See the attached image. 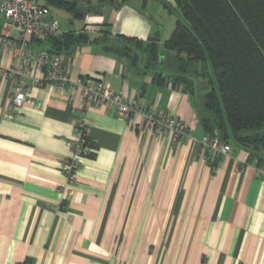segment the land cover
<instances>
[{
  "label": "crops",
  "instance_id": "0c3cea01",
  "mask_svg": "<svg viewBox=\"0 0 264 264\" xmlns=\"http://www.w3.org/2000/svg\"><path fill=\"white\" fill-rule=\"evenodd\" d=\"M90 2L84 19L51 10L58 22L56 10L67 14V29L59 22L65 32L92 39L107 30L163 44L175 26L174 0ZM31 47L43 48L37 40ZM0 62L11 66L12 53L2 50ZM63 63L72 78H104L116 92L184 120L197 139L206 134L193 95L157 85L129 59L90 43L63 54ZM14 93L13 81L0 78V264H264V163L254 154L231 145L229 155L207 160L197 142L173 146L95 108L92 152L67 198L61 167L71 154L75 100L46 85L12 109Z\"/></svg>",
  "mask_w": 264,
  "mask_h": 264
},
{
  "label": "trees",
  "instance_id": "16d2710c",
  "mask_svg": "<svg viewBox=\"0 0 264 264\" xmlns=\"http://www.w3.org/2000/svg\"><path fill=\"white\" fill-rule=\"evenodd\" d=\"M174 1L175 28L163 44L158 37L139 41L113 37L107 30L93 39L83 30L32 37L31 42L37 40L56 54L95 44L152 74L157 85L170 83L191 95L199 80L207 81L209 90L198 106L205 133L264 163V0ZM41 2L69 12L74 19H84L93 9L90 0L87 7L79 0Z\"/></svg>",
  "mask_w": 264,
  "mask_h": 264
},
{
  "label": "built area",
  "instance_id": "2783aa9c",
  "mask_svg": "<svg viewBox=\"0 0 264 264\" xmlns=\"http://www.w3.org/2000/svg\"><path fill=\"white\" fill-rule=\"evenodd\" d=\"M0 19V53L8 50L14 60L11 66L0 62V78L11 79L15 86L12 109L32 101L33 87L43 88L46 85L64 90L76 102L78 120L73 138L69 141L71 154L61 167L66 179L64 190L67 198L75 188L81 159L92 152V124L88 116L91 109L112 110L117 116L128 120L134 130L150 131L173 146L187 141L197 142L205 150L207 160L231 153V145L208 134L197 139L184 120L146 105L139 97L116 92L104 78L84 75L72 78L63 63V54L31 47L32 37L45 39L63 32L51 8L41 0H0ZM11 30L18 32L20 37H11ZM260 174L264 177V169H260ZM54 209L57 211L60 207Z\"/></svg>",
  "mask_w": 264,
  "mask_h": 264
},
{
  "label": "rangeland",
  "instance_id": "374dc122",
  "mask_svg": "<svg viewBox=\"0 0 264 264\" xmlns=\"http://www.w3.org/2000/svg\"><path fill=\"white\" fill-rule=\"evenodd\" d=\"M53 12H55L54 10H53ZM56 12H57V14H58V19H59V22L60 23H62L63 22V24H65L66 25V23H67V18H68V16H67V14L66 13H64V12H59V11H57L56 10ZM175 24H176V22H175ZM62 27V26H61ZM66 27H68L67 25L65 26V28ZM174 28H175V26H174ZM67 29V28H66ZM167 29V28H166ZM62 30L64 31V28L62 27ZM174 30V29H173ZM173 32V31H172ZM172 34V33H171ZM171 36V35H170ZM141 67V66H140ZM209 90V87H208V85H207V81H205V80H199L198 81V84H197V86H195V88H194V92H193V97H194V99H195V102H196V105L197 106H199V105H202V101H203V99H202V97H203V95L206 93V91H208Z\"/></svg>",
  "mask_w": 264,
  "mask_h": 264
}]
</instances>
